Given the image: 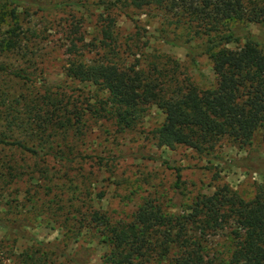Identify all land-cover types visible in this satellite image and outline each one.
Listing matches in <instances>:
<instances>
[{"label":"trees","instance_id":"trees-1","mask_svg":"<svg viewBox=\"0 0 264 264\" xmlns=\"http://www.w3.org/2000/svg\"><path fill=\"white\" fill-rule=\"evenodd\" d=\"M19 2L0 0L2 14L4 5H14L9 13L14 25L4 32L0 17L2 52L25 48L17 20ZM59 5L69 9L65 74L93 92L89 98L65 97L47 85L35 99L39 111L30 126L12 113L20 99L2 101L0 147L36 155L45 146L51 159L71 163L79 157L75 142L86 133L88 120L106 119L119 130L131 129L151 106L163 114L152 131L160 146L184 145L208 154L224 138L238 146L255 139L264 143V38L247 29L250 23H264V0H65ZM86 12L95 14L92 37ZM135 14H159L163 42L185 46L191 60L195 54L206 55L213 73L209 85L193 83L181 62L161 51L145 54L141 63L126 61L123 49L139 45L124 40L117 21L121 15L134 20ZM142 46L149 47V41ZM0 70L25 80L30 76L26 69L3 62ZM13 126L28 131V139L15 137ZM86 211L73 212L76 234L82 228L90 231L92 240L105 248L104 264H264V183L249 198L218 185L176 211L144 198L129 219L117 221L97 209ZM222 232L229 243L214 250L212 238ZM23 257L27 264L43 259L32 253Z\"/></svg>","mask_w":264,"mask_h":264},{"label":"rangeland","instance_id":"rangeland-1","mask_svg":"<svg viewBox=\"0 0 264 264\" xmlns=\"http://www.w3.org/2000/svg\"><path fill=\"white\" fill-rule=\"evenodd\" d=\"M62 1L20 0L17 20L25 48L20 52L0 50V62L26 69L30 75L25 80L0 70V103L20 99L12 113L25 126H30L38 113L33 105L47 85L54 94L60 92L65 97H88L93 92L88 84L65 74L68 60L64 25L69 9L59 5ZM13 7H2V32L14 25L9 14ZM86 13L92 37L95 14ZM133 17L139 19L137 27L135 19L123 15L117 21L124 40L139 45L123 49L126 61L141 63L145 54L161 51L177 58L193 83L209 85L213 73L206 55L195 54L191 60L185 46L163 42L159 14ZM247 29L264 38V23H250ZM145 41H149V47L142 46ZM162 120L163 114L155 106L131 129L119 130L106 119L88 120L86 133L75 142L74 151L79 157L71 163L51 159L45 146L36 155L0 147V264H27L23 255L31 253L43 256L39 264H104V246L93 241L86 228L76 234L75 210L97 209L117 221L129 219L144 198L152 197L164 209L176 211L188 207L196 195L212 193L218 185L226 184L249 198L256 186L264 183L263 142L255 139L250 145L238 146L224 138L208 154L184 145L172 149L158 145L153 138L152 131ZM3 123L0 120V127ZM12 133L28 139V131L22 128L13 126ZM225 235L222 232L212 238L214 250L229 243ZM36 240L45 245L36 244Z\"/></svg>","mask_w":264,"mask_h":264}]
</instances>
